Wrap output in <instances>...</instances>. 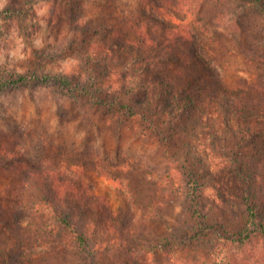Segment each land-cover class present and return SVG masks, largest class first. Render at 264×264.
I'll list each match as a JSON object with an SVG mask.
<instances>
[{
    "label": "rangeland",
    "instance_id": "rangeland-1",
    "mask_svg": "<svg viewBox=\"0 0 264 264\" xmlns=\"http://www.w3.org/2000/svg\"><path fill=\"white\" fill-rule=\"evenodd\" d=\"M147 2L155 1L0 0V82L27 73L48 78L0 88V189L22 177L23 164L40 161L59 166L61 177L91 184L116 216L108 222L111 231L100 237L107 240L105 248L113 249L102 255L109 263L169 264L174 258L212 254L218 245L219 258L234 256L235 262L239 256L235 264H264V240L259 238L245 245L254 257L239 255L242 249L234 244L222 247L217 233L209 240L195 238V249L165 239L175 228L195 223L189 213L195 206L212 232L247 227L245 180L229 167L226 155L246 165L260 164L264 136L240 137L223 129V115L216 111L220 121L212 118L214 136L208 135L207 109L203 118L187 108L162 114L167 93L161 87L145 92L142 86L152 87L155 72L148 69L150 63L129 54L135 35L128 34L126 22L144 21ZM137 47L145 51L144 45ZM151 62L159 69L166 64ZM217 64L218 72L234 80L236 67L246 64L244 53L226 54ZM63 75L69 84L55 78ZM83 88L109 102H127L134 112L115 103L100 105ZM190 178L197 180L198 203L188 197ZM257 178L264 204V173ZM83 263L75 251L60 258V264Z\"/></svg>",
    "mask_w": 264,
    "mask_h": 264
},
{
    "label": "trees",
    "instance_id": "trees-1",
    "mask_svg": "<svg viewBox=\"0 0 264 264\" xmlns=\"http://www.w3.org/2000/svg\"><path fill=\"white\" fill-rule=\"evenodd\" d=\"M154 1L145 4L141 13L144 21L137 19L138 22L133 24L129 19L126 27L128 34L135 35L130 45V48L135 46L131 49L134 53L129 54H135L146 64L150 63L148 69L153 74L155 72L152 87L142 86L145 92L151 94L161 87L162 93H167L162 114L177 113L187 108L201 113L203 118L207 109L208 135L214 133L211 131L212 118L215 117L214 123L220 121L217 112L223 115V129L240 137L264 136V0ZM143 45L145 51L140 53L137 46ZM106 51L109 55L113 52L111 48ZM242 53L246 64L236 67L238 74L234 80L226 79L224 71L218 72V59L226 54L240 56ZM152 60H157V64H166L159 69L152 66ZM31 78L48 79L35 73L21 74L0 82V88L25 83ZM55 78L60 79L63 85L70 83L65 75ZM80 91L92 96L100 105L115 103L134 112L133 106L127 102H109L89 88ZM206 134L201 133L204 136L200 139L206 141ZM212 145V149L216 150V144ZM226 157L232 161L229 167L236 169L245 180L247 227L234 233L219 229L212 232L204 212L195 206L189 209L195 223L185 230L175 228L165 239L175 246L195 249L192 248L195 238L209 240L211 233H217L222 247L234 244L242 249L239 255L254 257L247 253L245 245L252 238L264 240V204L257 182V177L264 173L259 168L264 165V153L262 162L251 166L241 163L240 158ZM60 170L59 166L49 162L23 164L22 177L11 180L0 189V264H60V258L71 251L84 258L83 264H122L120 259L109 263L102 258L106 251L113 252V249L105 248L107 240H100V237L111 231L108 222L116 220L115 212L106 205L101 195L92 192L91 184L82 179L77 181L61 177ZM189 181L193 190L188 197L198 203L197 180L190 178ZM134 195L137 201L138 192ZM95 236L99 240H94ZM179 250L180 247H177L175 252ZM218 254L216 245L212 254L174 258L169 264L234 262V256L221 254L219 258ZM238 259L239 256H236L233 264Z\"/></svg>",
    "mask_w": 264,
    "mask_h": 264
}]
</instances>
